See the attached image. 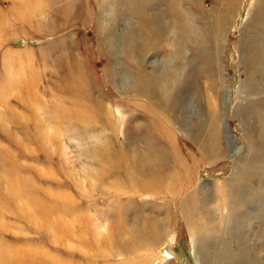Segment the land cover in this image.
I'll list each match as a JSON object with an SVG mask.
<instances>
[{
	"label": "rangeland",
	"instance_id": "1",
	"mask_svg": "<svg viewBox=\"0 0 264 264\" xmlns=\"http://www.w3.org/2000/svg\"><path fill=\"white\" fill-rule=\"evenodd\" d=\"M172 1L0 0V264H264V0Z\"/></svg>",
	"mask_w": 264,
	"mask_h": 264
},
{
	"label": "bare ground",
	"instance_id": "2",
	"mask_svg": "<svg viewBox=\"0 0 264 264\" xmlns=\"http://www.w3.org/2000/svg\"><path fill=\"white\" fill-rule=\"evenodd\" d=\"M20 1V0H19ZM145 1V3H149V0H144ZM173 2V1H172ZM174 6H176L175 7V9L173 8V10L175 11V10H178V8H177V3H178V1L177 0H174ZM220 4V3H219ZM222 6H223V8H224V5L222 4ZM173 10H172V12H173ZM180 12H182V11H180ZM179 12V13H180ZM184 13V12H183ZM182 14V13H181ZM176 14H171V16H172V18H174V19H172L173 20V22H174V20H175V16ZM184 16L183 17H181V20L183 21L182 23H184V29L186 30V32H187V37L189 36L188 34H189V32L188 31H190V30H192V29H190L189 30V28H193L195 31H197V29L196 28H194L193 26H191L190 25V23H189V20H188V16H186L185 14H183ZM177 20H178V17L176 18ZM150 20H151V22H150V35H151V38H152V40L149 42V41H147L146 42V45H147V48L149 49V50H147L146 48H144L145 49V51L147 52V53H149V51H151L150 49H154L155 47H157V44H158V42H160V40H163V38L165 37V35L166 34H168L169 32H171L172 31V24L173 23H170L169 22V24H170V26H168V25H166L165 23H164V15H162V14H159V13H154V15H153V17H150ZM149 20V21H150ZM166 22V21H165ZM162 23V24H161ZM167 23V22H166ZM220 23L221 22H219L218 24L220 25ZM164 24V25H163ZM174 28V27H173ZM184 30V31H185ZM199 31V30H198ZM173 32V31H172ZM198 34V33H197ZM129 37H128V40L129 41H127V51L129 52V55L130 56H132V58H134L135 56H137V52H138V55L140 54V52L138 51V49H136L137 47H136V42H135V39H134V36H133V34H132V32H130V34L128 35ZM167 36V35H166ZM183 36H185V34L183 35ZM186 37V36H185ZM167 38V37H166ZM198 38V37H197ZM170 39H171V37H170ZM111 40V39H110ZM171 41V40H170ZM182 42V40L180 41V43L179 44H174V42H171L172 43V45L174 44V46H175V48H178L179 49V52H180V54L178 55V56H183V57H185L186 58V49L184 48V44H183V42ZM112 44V42H110V45ZM145 45V46H146ZM112 47V46H111ZM143 49V48H142ZM145 52V53H146ZM257 52L259 53L260 51H256V53L255 54H257ZM144 53V54H145ZM146 53V54H147ZM263 53V54H262ZM261 54H262V56H261V58L262 57H264V51L263 52H261ZM177 56V55H176ZM180 56V57H181ZM78 59V58H77ZM76 61H78V60H75V62ZM79 63V62H78ZM140 80H142V84H144V86H146V81H147V77L145 76V75H142L141 76V79ZM103 106V105H102ZM101 106V107H102ZM54 134V133H53ZM50 137V136H49ZM158 151L159 150H156L155 151V153L158 155V154H160V153H158ZM28 153H29V151H28ZM145 155H146V153H144ZM149 156V155H148ZM151 156H153L154 157V153L153 154H151ZM155 158V157H154ZM149 160V159H148ZM8 174V173H7ZM10 174V173H9ZM3 175V174H2ZM11 175V174H10ZM16 175V174H15ZM18 175V174H17ZM12 177L14 176V175H11ZM19 176V175H18ZM15 177V176H14ZM20 177V176H19ZM18 177V178H19ZM5 177H3V179H4ZM15 180H13V181H10V183L9 184H5V188H7L8 189V191L10 192V193H13L14 194V196L16 197L15 199L17 200V202H18V204L19 205H21L22 206V209H24L25 210V212H27V214L29 215V213L30 214H32V217H31V220H30V222H35L36 220L37 221H39L40 219H43V217L45 218V216L47 215L46 213H45V215H43L42 214V218H40V216L38 217H36L35 215H34V213L31 211V209H29V208H27V206H26V204L22 201V200H20V194H19V187H18V184H17V182H16V184H15V181H16V179H17V177H15L14 178ZM2 182H5L4 180L2 181ZM1 182V183H2ZM0 183V184H1ZM50 194V193H49ZM60 195H62L61 193H60ZM63 197H65L64 195H62ZM19 198V199H18ZM38 200V199H37ZM32 202V201H31ZM27 203V202H26ZM35 205H36V203H35ZM40 206V205H39ZM35 207V206H34ZM46 207H48L47 205H46ZM36 209V208H35ZM42 209V208H41ZM45 210L47 209V208H44ZM44 209H42V210H44ZM48 211V210H47ZM37 213H38V211H36ZM46 212V211H45ZM40 213V212H39ZM42 213H43V211H42ZM41 214V213H40ZM37 215H39V214H37ZM46 218H47V216H46ZM43 220H45V219H43ZM46 225V224H45ZM48 226V225H47ZM28 250H29V248H28ZM31 250V249H30Z\"/></svg>",
	"mask_w": 264,
	"mask_h": 264
},
{
	"label": "crops",
	"instance_id": "3",
	"mask_svg": "<svg viewBox=\"0 0 264 264\" xmlns=\"http://www.w3.org/2000/svg\"><path fill=\"white\" fill-rule=\"evenodd\" d=\"M177 1H178V0H177ZM220 14H221V13H220ZM227 15H228V14H227ZM227 15L224 14V16L228 17ZM222 26L225 27L224 25H222ZM217 133H218V132H217ZM215 136H216V135H214V137H215ZM218 138H219V137H218ZM211 143H212V142H211ZM215 143H216V144L219 143V144H218V146H219V145H220L219 139H217V142H216V141H213V143H212L213 145H212V146L208 145V149H210L211 152H212V150H215V149H216V152H215V153H216L217 155H219V154H220V149H217V145H216ZM209 144H210V143H209ZM214 145H215L216 148L214 147ZM221 145H222V144H221ZM206 147H207V146H206ZM232 149H233V148H232ZM213 159H214V158H213ZM252 161H253L252 159L249 160V164H248V166L246 165V166L244 167V169L248 167L250 170H253V171H254V168L252 167ZM244 171H245V170H244ZM244 171H242L241 173H238V174H239V175H240V174H244V173H245ZM243 172H244V173H243ZM224 183H225V182H223V183L220 182V184H224ZM219 223H220V222H219ZM207 229H208L209 231L212 230L211 227H209V228H207ZM232 235L234 236V234H232Z\"/></svg>",
	"mask_w": 264,
	"mask_h": 264
}]
</instances>
